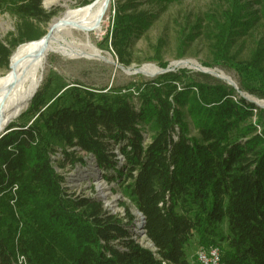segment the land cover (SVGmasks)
Returning a JSON list of instances; mask_svg holds the SVG:
<instances>
[{"label":"trees","instance_id":"trees-1","mask_svg":"<svg viewBox=\"0 0 264 264\" xmlns=\"http://www.w3.org/2000/svg\"><path fill=\"white\" fill-rule=\"evenodd\" d=\"M42 1L0 0V12L18 19L17 33L0 40V68L19 44L43 37L37 22L58 14ZM176 1L117 0L104 40L121 64L133 62L136 38ZM255 1L252 10L250 1L227 0L210 15L204 65L233 64L237 40L264 18V0ZM240 68L264 73V46ZM238 90L264 99V83L238 89L185 68L126 88L68 83L50 71L0 133V264H193L186 248L194 235L220 249L222 264H264V107ZM88 155L141 212L153 248L135 239L129 207L112 213L65 185L58 168Z\"/></svg>","mask_w":264,"mask_h":264},{"label":"rangeland","instance_id":"rangeland-1","mask_svg":"<svg viewBox=\"0 0 264 264\" xmlns=\"http://www.w3.org/2000/svg\"><path fill=\"white\" fill-rule=\"evenodd\" d=\"M51 1L53 0H43L42 4L48 11L58 10V14L54 17L60 16L68 8L80 7V0H58V2L50 4ZM244 1H250L252 10L258 9V4L255 3V0ZM116 4L117 0H112V6L104 19L101 32L98 35L91 34L89 42L83 40V43L79 45L78 52L82 53V55L74 57L58 53L49 55L43 71L44 78L50 71H54L68 83L80 82L86 86L96 88L112 86L126 88L139 84V82L144 80L154 79L161 74L160 71L162 70L175 71L185 68L192 73H205L193 68L192 62H197L202 67L216 69L230 76L235 81L238 89L242 82L264 83V73L260 71L249 73L240 68L243 61L248 60L257 47L264 46V18H260L247 34L237 40L234 45V52L237 53V58L232 65L206 66L204 63H210L212 56L209 40L206 38L204 30L211 24V14L218 13L223 8L228 7L226 5L227 0H183L172 2L164 7L149 28L136 38L132 48L131 57L133 62L128 66H124L112 52L109 43L104 40L107 31L112 26ZM141 7L157 10L156 6H151L146 2ZM51 20L48 23H36L40 27L39 30L44 32V35L48 32ZM200 21H202L203 25L198 29L197 24ZM17 23L18 19L16 16L9 12H0L1 41H6L10 34L17 33ZM184 62L188 63L183 64ZM163 63H168V66L162 67ZM147 64L158 68L159 72L157 75L150 77L137 71ZM8 68H0V74L4 73ZM127 69L130 72H127ZM200 78L203 79V77ZM223 81L228 83L226 80ZM240 94L251 101L264 104V99L248 92L241 91ZM192 134L196 135L194 129H192ZM145 136L147 142L150 141L151 133L145 132ZM58 170L65 176V185L71 192L95 196L102 200L104 206L112 213H118L122 216L126 214V207H129L136 217L134 221L135 227L133 228L135 239L147 247H152L151 241L146 234H143L142 217L138 210L128 199L122 196L116 182H108L101 176L91 155L86 156L85 164H78L72 168H58ZM201 247L205 246L199 243L198 235H194L186 248L187 256L191 263L197 264V253Z\"/></svg>","mask_w":264,"mask_h":264},{"label":"bare ground","instance_id":"bare-ground-1","mask_svg":"<svg viewBox=\"0 0 264 264\" xmlns=\"http://www.w3.org/2000/svg\"><path fill=\"white\" fill-rule=\"evenodd\" d=\"M53 2L58 0H53L50 4ZM111 6L112 0H94L84 6L68 8L51 20L48 32L43 37L16 47L11 54L8 70L0 74V132L29 106L41 86L49 55H82L78 52L79 45L83 40L89 42L91 34L98 35L101 32ZM192 66L202 70V66L197 62H192ZM206 70L227 82L235 83L233 78L223 72L209 68ZM137 71L150 77L159 72L158 68L151 64L144 65Z\"/></svg>","mask_w":264,"mask_h":264},{"label":"built area","instance_id":"built-area-1","mask_svg":"<svg viewBox=\"0 0 264 264\" xmlns=\"http://www.w3.org/2000/svg\"><path fill=\"white\" fill-rule=\"evenodd\" d=\"M163 264L168 263L163 261ZM197 264H222L220 249L217 246L201 247L197 253Z\"/></svg>","mask_w":264,"mask_h":264},{"label":"water","instance_id":"water-1","mask_svg":"<svg viewBox=\"0 0 264 264\" xmlns=\"http://www.w3.org/2000/svg\"><path fill=\"white\" fill-rule=\"evenodd\" d=\"M206 69H208V68H205V67H202V70H200V71H202V72H205V73H208V74H210V75H213V76H215V77H217V75H214V74H212V73H210L209 71H207ZM127 70H129V69H127ZM165 71H169V70H162V71H160L161 73L162 72H165ZM217 78H219V77H217ZM220 79H222V78H220ZM43 80H44V77L42 78V82H41V85H42V83H43ZM229 84H231V85H233V86H235L236 88H237V86H236V84L235 83H230V82H228ZM35 95V94H34ZM253 102H255L257 105H259L260 107H264V104H259L258 102H256V101H253ZM9 126V125H8ZM7 126V127H8ZM6 127V128H7ZM6 128L2 131V132H0V133H3L5 130H6ZM138 213L141 215V217H142V231H143V234H145V232H144V228H143V222H144V217H143V215L141 214V212H139L138 211Z\"/></svg>","mask_w":264,"mask_h":264}]
</instances>
